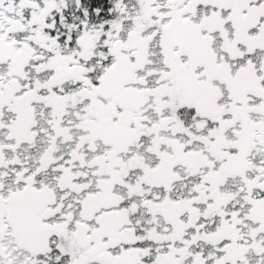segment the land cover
I'll list each match as a JSON object with an SVG mask.
<instances>
[{
	"label": "snow or ice",
	"instance_id": "obj_1",
	"mask_svg": "<svg viewBox=\"0 0 264 264\" xmlns=\"http://www.w3.org/2000/svg\"><path fill=\"white\" fill-rule=\"evenodd\" d=\"M0 264H264V0H0Z\"/></svg>",
	"mask_w": 264,
	"mask_h": 264
}]
</instances>
